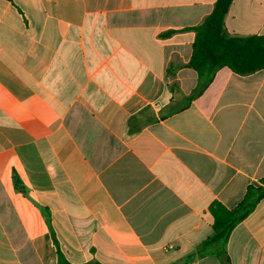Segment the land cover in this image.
I'll use <instances>...</instances> for the list:
<instances>
[{"label": "crops", "instance_id": "1", "mask_svg": "<svg viewBox=\"0 0 264 264\" xmlns=\"http://www.w3.org/2000/svg\"><path fill=\"white\" fill-rule=\"evenodd\" d=\"M215 1L0 0V264H264V198L196 256L210 204L264 177V70L222 68L178 111ZM224 26L264 36V0Z\"/></svg>", "mask_w": 264, "mask_h": 264}, {"label": "trees", "instance_id": "2", "mask_svg": "<svg viewBox=\"0 0 264 264\" xmlns=\"http://www.w3.org/2000/svg\"><path fill=\"white\" fill-rule=\"evenodd\" d=\"M231 2L232 0H216L212 12L199 25L191 29L195 36L187 67L197 74L198 81L195 89L178 111L183 110L192 100L199 97L213 75L222 68H227L238 75H249L264 70V36L238 37L230 35L225 30L224 18ZM13 180L16 189L24 192L15 173ZM263 198L264 177L258 181L257 185H249L242 200L232 209H227L218 201L212 202L209 213L212 217L213 233L198 247L196 256L211 253L218 258H224L225 245L231 232L253 212ZM58 264L70 263L59 260ZM82 264L100 263L89 261Z\"/></svg>", "mask_w": 264, "mask_h": 264}]
</instances>
